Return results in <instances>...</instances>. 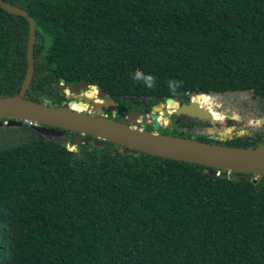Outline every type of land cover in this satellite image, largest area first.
Here are the masks:
<instances>
[{
	"label": "trees",
	"instance_id": "1",
	"mask_svg": "<svg viewBox=\"0 0 264 264\" xmlns=\"http://www.w3.org/2000/svg\"><path fill=\"white\" fill-rule=\"evenodd\" d=\"M3 1L35 21L28 100L57 106L69 102L57 81L90 82L118 103L117 121L169 98L196 96L215 120L224 116L208 95L250 91L264 101V0ZM29 34L26 18L0 7V95L25 79ZM188 119L159 133L189 139ZM14 129L28 141L0 146V264H264V178L123 155L91 136L78 146L71 131L78 152L68 156L28 123ZM244 138L195 137L263 142Z\"/></svg>",
	"mask_w": 264,
	"mask_h": 264
},
{
	"label": "water",
	"instance_id": "2",
	"mask_svg": "<svg viewBox=\"0 0 264 264\" xmlns=\"http://www.w3.org/2000/svg\"><path fill=\"white\" fill-rule=\"evenodd\" d=\"M0 7L12 15L26 18L30 29L27 73L14 95H0V126L20 128L24 123H28L39 132L47 129L71 131L76 133L74 140L78 146L83 144L84 136H91L95 138L94 144L98 147H103L109 142L121 146L123 155H137L142 152L164 159L197 164L207 167L210 175L218 177L233 178L234 174H245L252 175L254 182H260L264 178V144H259L255 148H242L201 142L195 137L188 139L148 131L142 129L137 122L138 117L150 116L153 129H158L166 127L159 121L160 115L162 118H168L171 114L184 116L203 123L215 120L212 111L195 101L179 106L174 99L169 98L166 101L168 109H163L162 104H157L149 115L131 110L128 114L127 112L123 114L121 121H117L104 116L103 108L114 112L118 104L113 99L107 98L106 92L99 90L90 82L69 85L64 80H60L56 85L57 90L62 92L79 94L87 89L88 92H97V97L103 102V105H98L99 112L94 110L92 113L78 112L72 107L73 101L52 106L47 102L38 103L28 100L26 94L35 72V21L21 7L10 6L3 0H0ZM78 105H83V102L80 101ZM93 105L97 107L95 103ZM158 110H161V114ZM222 114L224 117L234 116L230 111ZM124 119H127V122H124ZM257 123L263 126L264 117L259 118ZM71 152L68 149V156Z\"/></svg>",
	"mask_w": 264,
	"mask_h": 264
},
{
	"label": "rangeland",
	"instance_id": "3",
	"mask_svg": "<svg viewBox=\"0 0 264 264\" xmlns=\"http://www.w3.org/2000/svg\"><path fill=\"white\" fill-rule=\"evenodd\" d=\"M94 92V91H92ZM70 93V92H67ZM251 94L250 91L248 92H228L224 94H212L208 95L210 96V105L214 112L218 113H226L228 111L232 112L234 116L229 118H234L236 120H225L222 118V120H212L210 122H206L201 125V128L193 129L192 137L205 135L208 136L210 139L214 140H226L229 139V136H231L233 132V128L236 129H242L245 131L246 134H253V133H261L264 134V125L260 126L258 125L257 121L260 117H262L261 112H256L253 110V108L248 103V96ZM69 95V94H68ZM69 97H71L69 95ZM80 98L85 97L87 99L86 106L89 103H92V105L95 103L97 99H90L85 94H82L79 96ZM97 98V96H96ZM195 98V97H193ZM192 98V100H193ZM249 108V111L247 110V106ZM72 107L74 108H81L83 105L73 104ZM94 109V105L92 107V111ZM82 110V109H80ZM86 109H83L84 112H86ZM248 111V112H247ZM92 113V112H89ZM240 116V117H239ZM246 116V117H245ZM137 122L140 123V127L142 129H145V125L151 124V117L141 116L137 118ZM241 119H245L244 121ZM172 120L170 118H162L161 124L166 127H172L170 125V122ZM18 128V127H17ZM153 128V127H152ZM8 128L0 127V146H15L19 144H23L26 141H28V137L25 136L22 132L19 130H7ZM155 132H160V128L153 129ZM227 130H232L230 133H225ZM58 132L53 133L50 136H44L45 139L48 141L57 142L60 144H66L67 148L72 152H78V148L76 145H72L71 139L73 136H71L67 132ZM40 133L39 131H37ZM230 134V135H229Z\"/></svg>",
	"mask_w": 264,
	"mask_h": 264
},
{
	"label": "flooded vegetation",
	"instance_id": "4",
	"mask_svg": "<svg viewBox=\"0 0 264 264\" xmlns=\"http://www.w3.org/2000/svg\"><path fill=\"white\" fill-rule=\"evenodd\" d=\"M89 90L87 89V90H85V92H88ZM59 93H61V94H63V95H65L66 96V98L69 100V102H71V101H73L74 102V104H78L80 101L81 102H83V105H86V103H87V99L85 98V97H83V98H80L79 96L80 95H82V94H85V92H81V93H79V94H74V93H67V92H62V91H58ZM233 93V92H232ZM235 93V92H234ZM71 96V97H69V95ZM194 96H190V100L189 101H186L185 99H183V98H172V99H174L175 100V102L176 103H178V105L179 106H182V105H184V104H189L191 101H193L192 100V98H193ZM249 98H248V103L247 104H250V106L253 108V110H255L256 112H261L263 115H262V117H264V107H263V103H264V101L261 99V98H259V97H256L255 95H254V93L253 92H251V94L248 96ZM107 98H109V97H107ZM166 101H167V99L165 100V101H163V102H160V103H158V104H162L163 105V109H168V107H167V103H166ZM69 102H62V104H68ZM94 102H95V100H94ZM59 103H61V102H59ZM118 104V103H117ZM246 104V108H247V110L249 111V108H248V105ZM154 107V106H153ZM153 107H152V110H153ZM104 109V116H106V117H108L109 118V116H111L113 119H115L116 120V118H117V116H118V106H117V109L114 111V112H110V111H108V110H106L105 108H103ZM152 110H151V113H152ZM131 110H129V111H125V112H127V114L130 112ZM247 111V112H248ZM86 112H92V103H89L88 105H87V110H86ZM125 112H123L122 114H121V116L119 117V121H121L122 120V117H123V114L125 113ZM149 115V114H148ZM234 115V114H233ZM240 117V116H239ZM246 117V116H245ZM168 118H170L172 121L170 122V125L171 126H173V125H179V123H181V119H188V118H186V117H184V116H175V115H173V114H171ZM261 118V117H260ZM225 120H236L235 119V117L232 119V118H229V117H226V118H224ZM188 120H190V122L191 123H193L194 124V126H192V127H189V128H184L187 132H189V133H192L191 131L193 130V129H197V128H201V125L202 124H204L203 122H200V121H195V120H191V119H188ZM241 120H245V119H241ZM3 122H5V120L3 121ZM124 122H127V119H124ZM139 125H140V123H138ZM149 125H151V124H149ZM32 128H33V126L32 125H30ZM0 127H5V128H16V127H6L5 125H2V126H0ZM147 127V125H145L144 126V128H146ZM21 128V127H20ZM34 130H35V128H33ZM36 132H37V130H35ZM55 132H58V130H56V131H54V130H50V129H47V130H44L43 132H40V133H38L37 132V135L40 137V138H42V139H45V137L44 136H50V134L52 135L53 133H55ZM59 132H67V131H63V130H60ZM241 132H244L245 133V131L244 130H242V129H234V131H233V133L231 134V138H233V136H245L246 138H244V140H247V139H249V141L250 142H253V141H258V140H260V141H263L262 143H257V146L259 145V144H264V134H261V133H253V134H241ZM45 140H47V139H45Z\"/></svg>",
	"mask_w": 264,
	"mask_h": 264
},
{
	"label": "bare ground",
	"instance_id": "5",
	"mask_svg": "<svg viewBox=\"0 0 264 264\" xmlns=\"http://www.w3.org/2000/svg\"><path fill=\"white\" fill-rule=\"evenodd\" d=\"M88 93H92V99H97L96 101H95V104L97 105V107H94V111L96 112V111H100V108H98L99 106L98 105H103V102L97 97L96 98V96H97V92H92V91H90V92H88ZM202 101L204 102V101H206V97L204 96L203 98H202ZM93 106V105H92ZM87 108V106L86 105H83V107H82V110H80V109H78V108H75L74 107V109L76 110V111H78V112H81V111H83V109H86ZM167 109V108H166ZM158 112L161 114V110H158ZM160 119H162V116L160 115V118H159V121H160ZM161 122V121H160Z\"/></svg>",
	"mask_w": 264,
	"mask_h": 264
},
{
	"label": "clouds",
	"instance_id": "6",
	"mask_svg": "<svg viewBox=\"0 0 264 264\" xmlns=\"http://www.w3.org/2000/svg\"><path fill=\"white\" fill-rule=\"evenodd\" d=\"M194 97H196V96H194Z\"/></svg>",
	"mask_w": 264,
	"mask_h": 264
}]
</instances>
